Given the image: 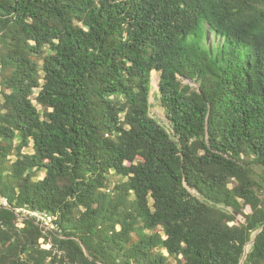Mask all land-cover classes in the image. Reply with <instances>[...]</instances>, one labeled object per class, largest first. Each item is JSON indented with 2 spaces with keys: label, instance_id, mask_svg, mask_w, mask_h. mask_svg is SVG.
<instances>
[{
  "label": "trees",
  "instance_id": "1",
  "mask_svg": "<svg viewBox=\"0 0 264 264\" xmlns=\"http://www.w3.org/2000/svg\"><path fill=\"white\" fill-rule=\"evenodd\" d=\"M243 261L264 264V0H0V264Z\"/></svg>",
  "mask_w": 264,
  "mask_h": 264
},
{
  "label": "rangeland",
  "instance_id": "2",
  "mask_svg": "<svg viewBox=\"0 0 264 264\" xmlns=\"http://www.w3.org/2000/svg\"><path fill=\"white\" fill-rule=\"evenodd\" d=\"M215 42H216V39H215L214 35L209 34V36L207 37V41L205 42V45L212 46V44H214ZM160 75L161 74L159 72L153 73V83H152L153 90H152V93L150 96V102L152 104L151 114L153 117H155L156 119H158L159 121L164 123V125H166L167 128L170 130L169 121L167 120V117H166V109L163 106V104L161 103L160 96H159ZM188 82L189 81H185L184 83L186 84ZM194 86H196V85H194ZM192 192L195 193V191H192ZM3 203H5V202H3ZM25 212H27V211H25ZM37 217L39 219L43 220L47 225L49 223H51L50 218H47L41 214H38ZM240 218L242 219V217H240Z\"/></svg>",
  "mask_w": 264,
  "mask_h": 264
},
{
  "label": "built area",
  "instance_id": "3",
  "mask_svg": "<svg viewBox=\"0 0 264 264\" xmlns=\"http://www.w3.org/2000/svg\"><path fill=\"white\" fill-rule=\"evenodd\" d=\"M33 216H38L37 213H32ZM47 217V216H46ZM50 220H52V218H50Z\"/></svg>",
  "mask_w": 264,
  "mask_h": 264
},
{
  "label": "water",
  "instance_id": "4",
  "mask_svg": "<svg viewBox=\"0 0 264 264\" xmlns=\"http://www.w3.org/2000/svg\"><path fill=\"white\" fill-rule=\"evenodd\" d=\"M255 240V239H254ZM252 244L254 243V241L253 242H251ZM246 254H247V252H246ZM242 264H244V261L242 262Z\"/></svg>",
  "mask_w": 264,
  "mask_h": 264
}]
</instances>
